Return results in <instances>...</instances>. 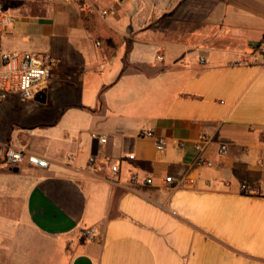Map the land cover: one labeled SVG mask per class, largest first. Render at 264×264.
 Listing matches in <instances>:
<instances>
[{"label":"crops","instance_id":"obj_1","mask_svg":"<svg viewBox=\"0 0 264 264\" xmlns=\"http://www.w3.org/2000/svg\"><path fill=\"white\" fill-rule=\"evenodd\" d=\"M5 11V50L61 62L45 103L0 102V241L25 240L28 228L64 242L67 264H264V64H236L264 39V0H47ZM201 134L215 165L193 170ZM8 147L47 166L9 165ZM191 171L194 186L163 183ZM133 174L153 186L128 189ZM89 228L99 235L84 237Z\"/></svg>","mask_w":264,"mask_h":264},{"label":"built area","instance_id":"obj_2","mask_svg":"<svg viewBox=\"0 0 264 264\" xmlns=\"http://www.w3.org/2000/svg\"><path fill=\"white\" fill-rule=\"evenodd\" d=\"M47 0H0V102L5 101L10 95L15 94L23 98H34L41 91H45L52 75L54 68L60 64L61 60L49 53H37L28 51L5 50L1 45V35L4 30L14 22V17L5 11L8 4L13 2L24 3H42ZM64 3H81L84 0H61ZM102 15H106L107 11H101ZM96 42V45H99ZM161 60L160 57L157 58ZM203 61V60H201ZM264 64V39L259 43L257 48L249 54V56H241V59L236 64ZM139 134L146 138L155 140L157 151H164L167 147L165 137L155 136L153 130L142 129ZM91 138L98 140L101 143L106 142L107 136L104 134L92 133ZM210 142V138L205 135H199L196 142L193 144V149L196 155L192 162L193 170L212 168L214 162L203 155V150ZM182 145V144H181ZM228 153V146L220 144L218 147V155L225 156ZM127 158L132 160L133 155H128ZM5 162L12 166H19L23 163L43 168L47 166V160L33 153H28L25 150L17 147H8L4 152ZM95 157H89L88 162L94 163ZM108 159L105 162L108 163ZM111 172L117 171V166H110ZM195 178L191 172L184 173L180 178L175 179L173 176H166L163 179L164 184L175 186H194ZM137 186H153V180L149 176H138L133 174L129 176L126 187L133 191ZM242 190H247L246 185H241ZM99 232L96 228L84 230V237L98 236Z\"/></svg>","mask_w":264,"mask_h":264},{"label":"rangeland","instance_id":"obj_3","mask_svg":"<svg viewBox=\"0 0 264 264\" xmlns=\"http://www.w3.org/2000/svg\"><path fill=\"white\" fill-rule=\"evenodd\" d=\"M25 26L29 36L38 35L36 18H30ZM64 251V242L27 228L25 240L0 241V264H67L70 256Z\"/></svg>","mask_w":264,"mask_h":264},{"label":"water","instance_id":"obj_4","mask_svg":"<svg viewBox=\"0 0 264 264\" xmlns=\"http://www.w3.org/2000/svg\"><path fill=\"white\" fill-rule=\"evenodd\" d=\"M33 100L36 101V102H39V103H45V100H46V93H45V91L38 92L34 96Z\"/></svg>","mask_w":264,"mask_h":264}]
</instances>
